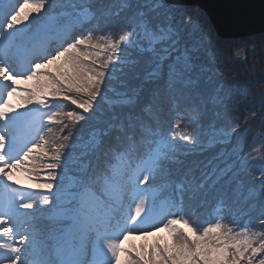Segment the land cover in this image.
Instances as JSON below:
<instances>
[{"label": "trees", "instance_id": "16d2710c", "mask_svg": "<svg viewBox=\"0 0 264 264\" xmlns=\"http://www.w3.org/2000/svg\"><path fill=\"white\" fill-rule=\"evenodd\" d=\"M83 8L90 17L82 34L91 31L111 42L124 34L121 28L126 24L131 35L118 45L123 51L106 50L96 58L97 70L100 61L107 60L108 67L89 112L55 100L58 110L51 135L58 143L47 141L48 150L57 148L62 161L74 162L72 179L81 180V190L90 187L100 194L101 184L114 180L111 184L126 202L133 170L159 140H167L175 144V151L146 182L156 199L182 209L190 224L200 226L198 230L209 221L234 233L247 228L259 247L264 235L260 223L264 220V34L220 39L201 10L172 7L162 0H54L44 5L42 14H79ZM143 21H151L152 27L145 29ZM159 22L166 36L152 30ZM154 34L163 38L153 42ZM170 65L182 74L170 75ZM30 86L36 90L34 83ZM73 95L80 102L89 99ZM126 97L133 99L131 105L117 103ZM69 111L74 113L71 119ZM129 114L137 122L138 137H145L131 156L115 151L116 137H124L119 125L127 129ZM184 137H194L196 143ZM46 210L40 208L34 216L35 236L53 228ZM120 217L113 213V219ZM113 224L111 220L108 225ZM159 233L151 242L152 236L131 242L127 253L143 264L151 245L163 246L160 238L169 237ZM153 259L160 258L153 253ZM261 259L264 252H247L242 264L249 260L259 264Z\"/></svg>", "mask_w": 264, "mask_h": 264}, {"label": "snow or ice", "instance_id": "6c2138e0", "mask_svg": "<svg viewBox=\"0 0 264 264\" xmlns=\"http://www.w3.org/2000/svg\"><path fill=\"white\" fill-rule=\"evenodd\" d=\"M36 7H39V5L37 4ZM20 11H23V7ZM20 11H15L14 14H5V20L0 22V33H3L5 26L11 29L14 24L20 21ZM7 15H10V20L6 18ZM84 19L86 20L87 17ZM143 27L145 29L152 27V22L143 21ZM126 29L127 25L125 24L121 28L124 34L120 35L118 40L113 38L111 42H109L107 36H95L91 31L79 35L71 32L66 33L61 44L53 51L46 52L41 62L33 63L28 69L15 75L3 63V57L7 55L10 41L14 40L21 30L17 29L15 32L4 34L3 42H0V76H3L6 81H10V86L6 85L8 89L6 98L0 102V121L13 119L18 122H25L33 119L38 113L47 110V114L40 117V123L41 126L52 125L56 123L54 117L57 115L51 112L53 100L67 101L76 108L82 109L83 112H89L94 106L93 102L99 95V84L106 76L104 69L108 67L107 60L100 61L99 70H97L93 66L97 64L96 58L106 50L110 52L123 51L118 45L130 37L131 33ZM152 30L154 32L159 31L163 36L167 35L163 22H159ZM86 48L99 49V52H89L85 50ZM110 59L111 57H109ZM177 59L179 60V58ZM173 73L182 74L175 65H170L169 74L172 75ZM33 79L37 80L36 90L29 91L27 95L32 98L31 103L34 104V107L25 105L22 110L11 109V112L15 115L10 117L5 112V109L10 108L7 98L12 97L17 92V85L21 80L30 81ZM73 93L85 94L89 99L80 102ZM117 103L131 105L133 99L126 97L123 101ZM67 116L71 119L74 113L69 111ZM117 118V116H113V120ZM77 119H80V117H77ZM127 121V129L124 128L123 123L119 125L124 137L123 140L120 136L116 137L118 147L115 151L131 156L137 151L139 144L144 142L145 137L143 134L138 137L137 122L131 114L127 117ZM45 130L50 131L51 129ZM64 139H68V137L65 136ZM184 139L190 140L192 144L196 143L194 137H184ZM47 143L44 136L40 135L39 142L28 145L18 158L9 159L3 151L6 137L0 134V176L10 180L11 174L5 172V169H18L22 163L32 161L35 155L41 161L46 159L48 162L43 164L41 169L43 174L47 176V180L35 183L34 187L51 190L54 185L48 181L55 179L51 172L59 169L62 156L57 148L50 152L46 147ZM175 148V144L164 139L159 140L154 154L148 160L149 167L162 166L163 162L168 159V153L175 151ZM148 179L149 177L145 175L139 183L143 185ZM33 207L32 202H26L22 198L18 202L6 201L0 204V237L7 238L0 242V249L6 251V254H0L3 255V264H23L21 259L22 249L16 244L25 245L28 238L26 235H19L15 222L21 216L19 209L30 210ZM168 211L172 214L166 217V222H162V214L154 212L153 209L147 206L145 200L141 199L135 205L134 210L126 217V228L129 225L133 229L151 226V231L137 232L136 235L139 238L153 236L157 232L167 233L171 238V245L165 243L162 246L154 242L150 247L148 259L143 264H242L247 252L253 254L264 252V235L261 237L259 247H256V241L248 234L247 228H242L234 233L232 228L225 229L217 221L209 222L206 226H202V230H198L200 226L190 224L189 220L184 218L182 209L177 208L175 212L172 209ZM260 223L264 225V220H261ZM182 230H186V232ZM18 235L19 240L16 241ZM131 236L132 232L127 231L123 234L122 240L109 241L104 245L106 251L111 255L112 264H140V261L132 258L122 247L123 241L128 240ZM141 252H143V249H141ZM153 253L160 257L159 261L153 259ZM121 255L128 257V259L121 262ZM248 264H252L251 260ZM259 264H264V259H261Z\"/></svg>", "mask_w": 264, "mask_h": 264}, {"label": "rangeland", "instance_id": "374dc122", "mask_svg": "<svg viewBox=\"0 0 264 264\" xmlns=\"http://www.w3.org/2000/svg\"><path fill=\"white\" fill-rule=\"evenodd\" d=\"M26 2H33L35 3V1L32 0H24L23 3ZM11 4H13L14 9L12 10V12H9L8 9H11L13 6L11 4L8 5V7L6 9H4V20H5V14L7 13H12L14 14L15 11H20V5L16 2L13 3L12 1H10ZM166 4V3H165ZM170 6V5H169ZM181 7V6H179ZM187 7V6H185ZM183 8V7H181ZM22 13V11H20V14ZM194 13V12H193ZM7 19L10 20V15H7L6 17ZM48 21H51V18H48L47 21L44 22V25L47 24ZM26 26L28 25H24L21 27L20 23H16L13 25V27L11 29L4 28L3 33H0V42H3L4 39V34H6L7 32H15L17 29H20V33H18V35H22L24 33L27 34V28ZM19 27V28H18ZM42 28V27H40ZM39 28H37L35 31H38ZM25 36H19V38L23 39L26 37ZM263 35V34H261ZM163 36V35H162ZM162 36H157L155 37V34L153 36V42H157L160 41L163 37ZM257 36V35H255ZM22 47V46H21ZM15 48H19L18 44H14L13 40L10 41V47H8L7 49V55L3 57V63L5 65L8 66V68L11 70L12 74H18L23 72L25 69H28L31 64H33L34 61H30L27 65H23V66H17L14 61L11 60V55L14 52L13 50ZM23 81L25 80H21L20 84L23 83ZM28 82V81H27ZM24 83V85H26V83ZM4 85H8L10 86V81H6L4 80L3 76H0V90H2L4 93H7V88H3ZM19 85V84H18ZM17 85V90L19 91H25L24 88H22V86H18ZM6 91V92H5ZM24 93H20V92H16L12 97L7 98L10 108L5 109V112L9 114V116H14L15 113L11 112V109H18V110H22L24 109V106L22 105V95ZM1 100V99H0ZM3 101V100H2ZM40 117V114H37L35 116L34 120H29V121H25V122H18L16 120L13 119H7L5 121H0V134L6 135V144H5V148H4V153L6 155V157H8L9 159H15L18 158L20 155H22V152L24 150H26L27 146L30 145L31 143H33L35 141V137L39 132V125L37 123L38 119ZM6 130H13L11 137H9V133L6 134ZM26 163V162H25ZM22 163L20 165V167L18 169L12 170V169H5V172H10L11 176H10V180L7 179L6 177L3 176L4 180H3V196H4V201L6 202H12V201H19V198L21 197V194L19 193L20 190L26 189L27 187H32V188H36L34 187V184L37 182H43L46 180V175H44L43 173H38L36 174L33 170L35 169L34 167H32L29 164ZM148 170V167H146V164L143 165L138 173V180H137V184L139 185V180H140V176H142L143 172L146 173ZM63 177H61L60 174H58L57 178H56V183L59 184V186L57 187L60 191L61 188L64 186V188H66V186L69 185V183H66L65 185L61 184ZM14 182V183H13ZM50 182V181H48ZM50 183H55V182H50ZM7 185H10L9 188H7ZM8 189L10 191H8ZM65 191V189H64ZM59 196V200H62V194L61 192H59L57 194ZM134 198L132 201V205L130 207L129 210H127L125 218L122 222V224L120 226H118L117 228H114L113 230L109 231V232H101L100 234H98L96 240H97V246L95 247V249L98 251L99 255L102 256L103 259H94L92 264H112V258L110 253H108L104 247V245L109 242V241H113V240H122L123 239V234L127 231L132 232V236L130 238H135L138 237L136 234L139 231H151V226H146L142 229H133L131 228V226L129 225L126 228V217L134 210V207L137 203L140 202L141 199L145 200L147 206L150 208L149 204L146 201L145 196L141 193V189L139 188V186L135 189L134 194H133ZM20 211H24V209H19ZM161 213V221L162 222H166V217L171 215L169 213H167V211H163V212H159ZM20 219H17V221L15 222V226L18 230L19 235H27V231L25 230L24 227H22L20 225ZM19 235L16 237V241L19 240ZM165 236V239H163V237L160 238V241H163L164 243H167L169 245H171V238L167 237L165 234H163ZM158 236H161V233H157L155 235H153L151 238H149V241L151 242V240H155V238H157ZM4 239L7 238H3L0 237V242H3ZM129 240V239H128ZM128 240H124L122 247L125 248L124 244L128 241ZM16 246L21 247L22 249V255H21V259L23 261V264H35V260H34V256L32 255L33 253V249L31 247L30 243H27L25 245H19L18 243L16 244ZM127 252V251H126ZM0 254H6V251L3 249H0ZM159 257V256H158ZM77 257H75L74 259H76ZM160 258V257H159ZM126 259H128V257L121 255L120 256V260L121 262L125 261ZM0 264H3V255H0Z\"/></svg>", "mask_w": 264, "mask_h": 264}, {"label": "water", "instance_id": "95a60500", "mask_svg": "<svg viewBox=\"0 0 264 264\" xmlns=\"http://www.w3.org/2000/svg\"><path fill=\"white\" fill-rule=\"evenodd\" d=\"M172 6H195L207 16L220 39L264 34V0H163Z\"/></svg>", "mask_w": 264, "mask_h": 264}, {"label": "bare ground", "instance_id": "6f19581e", "mask_svg": "<svg viewBox=\"0 0 264 264\" xmlns=\"http://www.w3.org/2000/svg\"><path fill=\"white\" fill-rule=\"evenodd\" d=\"M193 7H195V6H193ZM195 8H197V7H195ZM197 9H199V8H197ZM200 10V9H199Z\"/></svg>", "mask_w": 264, "mask_h": 264}]
</instances>
